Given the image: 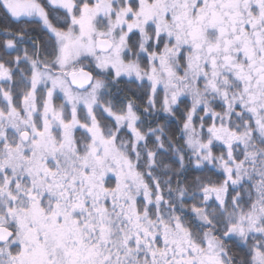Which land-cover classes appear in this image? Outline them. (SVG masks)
I'll return each mask as SVG.
<instances>
[{"label": "snow or ice", "instance_id": "1", "mask_svg": "<svg viewBox=\"0 0 264 264\" xmlns=\"http://www.w3.org/2000/svg\"><path fill=\"white\" fill-rule=\"evenodd\" d=\"M0 264H264V0H0Z\"/></svg>", "mask_w": 264, "mask_h": 264}]
</instances>
